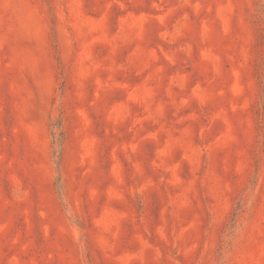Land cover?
<instances>
[{
	"label": "rangeland",
	"instance_id": "obj_1",
	"mask_svg": "<svg viewBox=\"0 0 264 264\" xmlns=\"http://www.w3.org/2000/svg\"><path fill=\"white\" fill-rule=\"evenodd\" d=\"M0 264H264V0H0Z\"/></svg>",
	"mask_w": 264,
	"mask_h": 264
}]
</instances>
